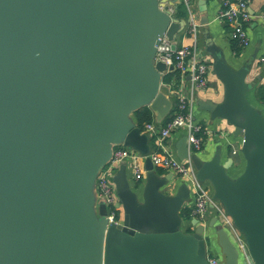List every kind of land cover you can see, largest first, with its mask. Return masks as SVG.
Listing matches in <instances>:
<instances>
[{
  "label": "water",
  "instance_id": "95a60500",
  "mask_svg": "<svg viewBox=\"0 0 264 264\" xmlns=\"http://www.w3.org/2000/svg\"><path fill=\"white\" fill-rule=\"evenodd\" d=\"M174 1L0 0V264H208L212 246L220 264H264V115L247 99L250 66L235 71L211 48L223 101L198 105L241 139L244 169L230 178L232 159L221 165L217 150L205 162L185 136L176 155L210 183L244 250L223 228L206 235L213 222L191 219L184 232L189 190L166 194L172 175L158 176L149 158L141 190L125 164L112 178L118 225L97 205L96 179L114 148L149 153L132 114L171 113L165 65L154 58L159 40L174 42L187 24L167 9Z\"/></svg>",
  "mask_w": 264,
  "mask_h": 264
},
{
  "label": "built area",
  "instance_id": "2783aa9c",
  "mask_svg": "<svg viewBox=\"0 0 264 264\" xmlns=\"http://www.w3.org/2000/svg\"><path fill=\"white\" fill-rule=\"evenodd\" d=\"M179 3L184 5L187 13V25L184 28V33L181 36L178 34L174 42L163 36L159 40L154 58L155 62L165 65L160 89L166 94L175 93L177 103L174 111L171 112L172 117L164 127L158 128L153 123L144 126V133L149 138L155 137V141H157L153 151H149L147 155H141L132 149L117 146L113 150L110 162L98 174L96 179L97 199L99 204H103L105 207L108 224L118 225L122 217L121 209L117 207L118 198L112 183L113 176L119 166L125 164L131 172L133 180L142 183L146 173L144 161L147 158L155 169L170 172L173 177L188 183L194 199L192 205L188 206L191 219L202 222L209 207L215 205L209 192L198 181L192 162L189 159L183 161L177 159L168 143L174 132L183 130L191 153L197 154L203 148L202 135L205 132L192 119L190 107L195 101L196 94L206 89L211 66L209 60L198 52L195 45L190 46L184 43L177 45L180 42L179 37L195 39L198 30V23L193 13V0H179ZM167 9L175 15V6H168ZM217 18L229 26L230 38L238 48L245 49L249 46L246 33V26L252 19L249 12V0H220ZM173 44H175V49H172ZM258 64L264 67V55L258 59ZM166 76H170L172 79L169 82H163V78ZM174 76H178V80L173 78ZM232 154L236 155L237 150ZM217 211L233 229L238 248L244 250V241L235 232L221 204H218ZM207 262L208 264H220V261L214 257H207Z\"/></svg>",
  "mask_w": 264,
  "mask_h": 264
},
{
  "label": "crops",
  "instance_id": "0c3cea01",
  "mask_svg": "<svg viewBox=\"0 0 264 264\" xmlns=\"http://www.w3.org/2000/svg\"><path fill=\"white\" fill-rule=\"evenodd\" d=\"M198 2L199 0H193V13L198 23L196 38L193 39L191 37H186L182 39L181 37H179L180 42H178L177 44L180 45L181 43H184L190 46L195 45L198 52L201 55L205 56L211 64L207 87L205 90L200 91L196 94L195 101L190 107L192 119L196 124H199L205 132V134L202 135L204 141L203 148L197 154L201 160L207 162L211 161V159L214 157L215 152L218 150L221 165L228 164L229 160L232 159V165L226 171L227 175L230 178L235 179L242 173L244 169V160L240 155L241 139L232 136V129L227 125L225 121L219 119L212 120L210 114L206 111L201 110L198 103L201 101H205L219 104L223 101L224 88L213 72V59L211 56L212 51H207L211 48L216 52H220L223 55L227 65L235 71L239 70L244 65L250 66L249 74L247 76V82L251 86V90L247 94V99L251 105H253L256 109H259L262 115H264V103L259 100V90L264 88V67L259 66L258 64V59L262 55H264V0H249V12L252 15L251 21L246 26L249 46L245 49H240V52L238 54H236L233 50V43L230 38L229 26L226 23L219 21L217 18L218 12L220 10V0H207L206 25H201L200 23L202 15L199 12ZM178 5L184 7L182 3H179V0H175V10ZM176 19L187 21L186 10L184 16H180V18L176 17ZM183 33L184 30L179 34V36H181ZM167 96L172 102V112L175 109L177 98L175 93L167 94ZM170 116L171 113L165 118L158 121L156 116L154 115V121L152 123L162 128L164 127L163 124L165 120ZM133 121L135 122L134 119ZM184 136L185 132L183 130H179L174 132L168 140V143L171 145V149L173 150L176 158V144ZM156 142L157 141H155V138L154 140L148 138L149 151H153L156 148ZM236 150L237 154L233 155L232 152ZM127 174L131 188L136 191L141 190L144 181L142 183L135 182L128 168ZM169 174L171 173L164 171V174L160 175V177H164ZM200 183L209 192L211 198L213 199V189L210 183ZM183 184L187 186L190 194L189 202L185 205L186 207H188L191 206L194 201L193 194L189 188L188 183L182 181L180 178L173 177L172 175V179L167 183L166 189L164 191L166 194H174L178 187ZM213 201L215 205H211L209 207L208 213L204 218V220L206 219L207 221H202V223H204L208 228L209 224L213 222V229H207L206 235L213 234L214 228L217 229L219 227L227 231L232 242H236L233 229L227 224V222L224 221L223 217L217 211V206L220 203L215 200ZM215 202L218 204H216ZM97 205H99L98 199ZM188 226L190 229V225H186V227ZM209 252L221 263L222 257L220 249L217 246L209 247Z\"/></svg>",
  "mask_w": 264,
  "mask_h": 264
},
{
  "label": "trees",
  "instance_id": "16d2710c",
  "mask_svg": "<svg viewBox=\"0 0 264 264\" xmlns=\"http://www.w3.org/2000/svg\"><path fill=\"white\" fill-rule=\"evenodd\" d=\"M183 6L178 5L176 8V13H175V17L180 18V16H184L185 14V10ZM233 43V50L236 54H238L240 52V48H238V46L236 45V43L234 41H232ZM173 78H175L176 80H178V76H174ZM172 78L170 76H166L163 78V82H169ZM259 100L264 103V88L259 90ZM174 111V110H173ZM133 119L135 120L136 125L141 129L144 130V125L146 124H150L154 121V115L153 113L150 111L149 108L144 107L136 112H134L132 114ZM172 117V115L170 117H167V119L165 120L163 126H165V124L170 120V118ZM158 127V126H157ZM160 128V127H158ZM155 137H151V140H154ZM156 174L158 176L163 175L164 171L160 170V169H156ZM180 217L182 218V220L184 221V225H183V231L186 233L190 232L189 226L186 227V225H189V222L191 221V217H190V209L189 207H184L181 212H180ZM211 257H213V255H210Z\"/></svg>",
  "mask_w": 264,
  "mask_h": 264
},
{
  "label": "bare ground",
  "instance_id": "6f19581e",
  "mask_svg": "<svg viewBox=\"0 0 264 264\" xmlns=\"http://www.w3.org/2000/svg\"><path fill=\"white\" fill-rule=\"evenodd\" d=\"M144 126H145V125H144ZM141 132L144 133L143 130H141ZM144 134H145V133H144ZM147 137H148V136H147ZM148 138H149V137H148ZM154 169H155V168H154ZM155 171H156V169H155ZM145 174H146V173H145ZM113 185H114V184H113ZM121 218H122V217H121ZM240 237H241V235H240ZM241 238H242V237H241ZM242 239H243V238H242ZM207 257H211V256H209L208 253H207Z\"/></svg>",
  "mask_w": 264,
  "mask_h": 264
},
{
  "label": "rangeland",
  "instance_id": "374dc122",
  "mask_svg": "<svg viewBox=\"0 0 264 264\" xmlns=\"http://www.w3.org/2000/svg\"><path fill=\"white\" fill-rule=\"evenodd\" d=\"M208 255L210 256V255H212V254L208 251Z\"/></svg>",
  "mask_w": 264,
  "mask_h": 264
}]
</instances>
